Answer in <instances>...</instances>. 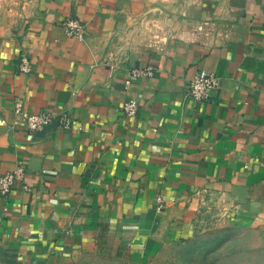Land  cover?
<instances>
[{
  "label": "crops",
  "instance_id": "crops-1",
  "mask_svg": "<svg viewBox=\"0 0 264 264\" xmlns=\"http://www.w3.org/2000/svg\"><path fill=\"white\" fill-rule=\"evenodd\" d=\"M22 15L0 34V173L27 167L0 195V264L144 262L206 211L264 224V0H32ZM147 65L161 71L127 88ZM200 70L221 77L210 101L185 93ZM16 98L57 119L30 130Z\"/></svg>",
  "mask_w": 264,
  "mask_h": 264
},
{
  "label": "rangeland",
  "instance_id": "rangeland-1",
  "mask_svg": "<svg viewBox=\"0 0 264 264\" xmlns=\"http://www.w3.org/2000/svg\"><path fill=\"white\" fill-rule=\"evenodd\" d=\"M31 1L0 0V34L20 23ZM74 264H264V224L238 225L228 215L206 211L192 239L163 246L144 262L88 254Z\"/></svg>",
  "mask_w": 264,
  "mask_h": 264
},
{
  "label": "built area",
  "instance_id": "built-area-1",
  "mask_svg": "<svg viewBox=\"0 0 264 264\" xmlns=\"http://www.w3.org/2000/svg\"><path fill=\"white\" fill-rule=\"evenodd\" d=\"M65 31L69 36L85 39L87 36V24L80 19L68 16L62 22ZM19 69L22 72L30 73L32 71L31 59L27 53H23L19 63ZM161 68L155 65L134 66L131 68L128 76L125 79V85L130 88L135 81L140 78H150L155 76ZM221 86V77L214 71L200 70L195 76L187 80L185 85V93L195 100L210 101L213 99V93ZM140 104L137 98L130 95L122 108V114L125 116H138ZM13 110L16 118L25 123L32 131H40L54 123L57 115L48 110H40L31 112L24 105L22 98H16L13 102ZM62 123L67 125L70 120L67 116L61 118ZM27 172L26 164L23 160L18 162V165L4 173H0V195L6 196L11 191L17 181L25 179ZM30 189L28 186H26Z\"/></svg>",
  "mask_w": 264,
  "mask_h": 264
}]
</instances>
